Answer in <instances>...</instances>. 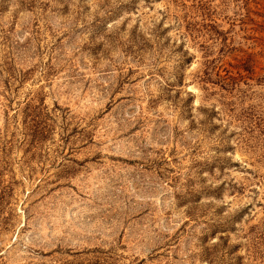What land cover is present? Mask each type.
<instances>
[{
  "label": "rangeland",
  "instance_id": "obj_1",
  "mask_svg": "<svg viewBox=\"0 0 264 264\" xmlns=\"http://www.w3.org/2000/svg\"><path fill=\"white\" fill-rule=\"evenodd\" d=\"M0 264H264V0H0Z\"/></svg>",
  "mask_w": 264,
  "mask_h": 264
}]
</instances>
